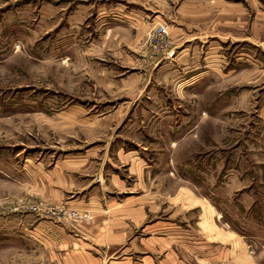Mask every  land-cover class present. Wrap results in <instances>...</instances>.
Listing matches in <instances>:
<instances>
[{
  "label": "rangeland",
  "instance_id": "374dc122",
  "mask_svg": "<svg viewBox=\"0 0 264 264\" xmlns=\"http://www.w3.org/2000/svg\"><path fill=\"white\" fill-rule=\"evenodd\" d=\"M182 1L0 0V264L55 263L19 254L30 206L65 215L24 200V161L48 164L90 131L82 120L120 111L97 126L180 162L165 169L180 176L171 208L181 209L185 263L264 264V52L225 43L218 66L200 64L196 42L181 61L170 32ZM252 1L253 16L264 0Z\"/></svg>",
  "mask_w": 264,
  "mask_h": 264
},
{
  "label": "crops",
  "instance_id": "0c3cea01",
  "mask_svg": "<svg viewBox=\"0 0 264 264\" xmlns=\"http://www.w3.org/2000/svg\"><path fill=\"white\" fill-rule=\"evenodd\" d=\"M254 5L252 0H183L178 30L170 32L181 48V61L188 63L189 51L197 53L191 48L193 43L205 44L200 64L205 60L214 66H218L220 44L253 43L264 52V8L252 16ZM124 113L82 120L90 131L72 145H61L60 155L46 165L43 159L24 161L27 170L19 178L24 200L30 197L46 207L59 208L60 213L64 210L65 215L25 210L35 220L29 231L27 223L20 222L24 231L20 257L33 254L36 261L54 264H186L181 209L171 208V198L179 194L171 190L172 182L180 176L165 169L180 162L169 152L152 157L156 143L146 148L136 136L127 144L114 140V130L97 126L110 124V119L122 118ZM71 210L86 214L89 221L69 220ZM196 249L189 253L196 256Z\"/></svg>",
  "mask_w": 264,
  "mask_h": 264
},
{
  "label": "built area",
  "instance_id": "2783aa9c",
  "mask_svg": "<svg viewBox=\"0 0 264 264\" xmlns=\"http://www.w3.org/2000/svg\"><path fill=\"white\" fill-rule=\"evenodd\" d=\"M161 30L163 31V32H165V30L163 29V27H161ZM31 211H33V212H37V213H44V214H49L50 212L48 211V210H46L44 207H42V206H39V205H32V206H30V208H29ZM70 216H72V217H77V216H79L75 211H72L71 213H70Z\"/></svg>",
  "mask_w": 264,
  "mask_h": 264
}]
</instances>
